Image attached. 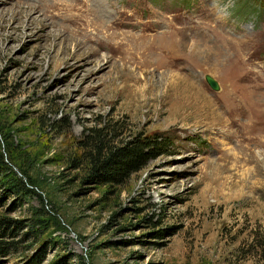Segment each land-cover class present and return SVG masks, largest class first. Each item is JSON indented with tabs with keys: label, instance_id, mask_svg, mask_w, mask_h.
<instances>
[{
	"label": "rangeland",
	"instance_id": "obj_1",
	"mask_svg": "<svg viewBox=\"0 0 264 264\" xmlns=\"http://www.w3.org/2000/svg\"><path fill=\"white\" fill-rule=\"evenodd\" d=\"M98 1L0 0V264H264V0Z\"/></svg>",
	"mask_w": 264,
	"mask_h": 264
},
{
	"label": "trees",
	"instance_id": "obj_2",
	"mask_svg": "<svg viewBox=\"0 0 264 264\" xmlns=\"http://www.w3.org/2000/svg\"><path fill=\"white\" fill-rule=\"evenodd\" d=\"M145 155L140 150H130L125 148L116 153H111L109 157L102 161L96 159L93 164V176L102 177L105 180H114L115 177L130 175L138 167L135 165L141 161ZM98 161V163H97ZM4 221H0V228L4 225ZM258 248L262 259L264 260V235L260 237Z\"/></svg>",
	"mask_w": 264,
	"mask_h": 264
},
{
	"label": "water",
	"instance_id": "obj_3",
	"mask_svg": "<svg viewBox=\"0 0 264 264\" xmlns=\"http://www.w3.org/2000/svg\"><path fill=\"white\" fill-rule=\"evenodd\" d=\"M206 84L213 90V91H217L218 90V85L217 83L211 79L210 77H206L205 78Z\"/></svg>",
	"mask_w": 264,
	"mask_h": 264
},
{
	"label": "bare ground",
	"instance_id": "obj_4",
	"mask_svg": "<svg viewBox=\"0 0 264 264\" xmlns=\"http://www.w3.org/2000/svg\"><path fill=\"white\" fill-rule=\"evenodd\" d=\"M105 2H108V1L107 0H99L97 3H95V7H100V8L105 7ZM93 6H94V4H93Z\"/></svg>",
	"mask_w": 264,
	"mask_h": 264
}]
</instances>
